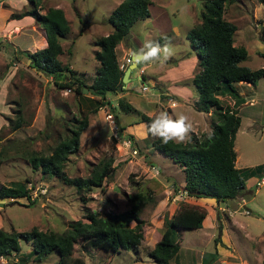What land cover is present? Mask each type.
Masks as SVG:
<instances>
[{"label":"rangeland","instance_id":"rangeland-1","mask_svg":"<svg viewBox=\"0 0 264 264\" xmlns=\"http://www.w3.org/2000/svg\"><path fill=\"white\" fill-rule=\"evenodd\" d=\"M120 1L40 0L39 13H44L49 7L63 11L69 32L59 40L63 52L58 60L74 69L86 85L98 65L93 57L99 50L95 40L111 30L107 17ZM202 1L149 0V16L133 23L127 39L118 43L115 53L118 60L128 47L138 49L145 41L157 43L159 39L161 46H171L173 54L166 61H137L136 68L130 71V78L142 70L141 66L145 67L144 72H140L142 75L139 73L140 79L128 81L124 91L131 93L137 109L142 106V112L153 118L160 111H166L173 117L181 113L187 115L192 124L189 137L208 133L213 117L195 110L193 99L196 100V91L190 84V78L199 67L195 62L193 67L189 65L188 56H185L189 51L194 55L185 33L200 23ZM29 8L26 0H0V185L25 184L34 204L29 205L26 197L0 198V228L4 231H28L35 227L40 231L61 233L69 221L84 218L86 209L100 214L118 213L129 207V197L133 193L149 192L152 202H147L139 214L144 223L137 253L131 250H120L114 254L98 249L84 251L78 241L73 245V255L82 258L85 264H155L147 256V251L162 232V217H169L178 207L186 205L203 211L205 215L200 228L184 230L181 240L179 235H175L179 249L170 259V264H264V182L256 185L259 178L249 177L245 179L246 191L242 195L211 206L204 203L205 200L199 202L202 199L196 201L194 198L188 201L189 204H184L179 197L173 198L165 190L171 191L183 180L182 171L169 157L151 146L155 137L148 134L145 124L131 123L130 130L121 131L131 135V139L118 133L119 124L136 120L140 112L134 110V113L120 114L118 101L111 93L106 95V99L112 98V103L118 106L115 105L113 110L110 105H102L93 111L97 103L87 90L82 95L66 87L59 88L49 76L28 66V61L19 52L42 48L44 31L32 16L24 15L16 21L10 15ZM223 18L236 26L234 42L246 50V58L239 64L250 69L264 67L262 5L257 0H232L225 3ZM134 37L135 40L132 39ZM143 49L147 48L143 46ZM157 78L161 80L157 81ZM257 82L258 90L240 82L232 92L225 89L219 92L221 97L237 99L233 105L239 108L241 118L240 132L235 139L240 157L235 166L239 169L264 162V130L258 131V125L264 124V110L259 114L258 99L249 105L242 104L244 100L247 102L260 95L264 101V77L258 78ZM141 84L148 87L146 92H139ZM168 87L181 95V100L170 95L160 97L159 92H166ZM186 90L191 94L187 101ZM239 90L240 95L236 93ZM122 99L127 102L129 96ZM169 99L175 102L174 106L169 105ZM146 102L152 109L143 107ZM220 103L222 107L227 105L225 100ZM115 113L119 116L116 118L118 122L115 121ZM18 114L23 123L12 129ZM83 116L87 117V126L79 136L77 151L69 154L64 163L65 175L86 178L93 168H99L106 161H111L114 168L100 187L78 191L59 178L42 173L39 167H32L27 155L49 154L52 146L65 135L67 126ZM253 122L255 125L251 131L246 130ZM127 140L128 146L123 142ZM18 243L19 253L8 258L9 264L20 263L21 257L31 250L29 241L19 238ZM216 250L220 258L216 256L217 260L209 259L205 263L208 254ZM56 258L55 254L40 260L29 257L24 264H55Z\"/></svg>","mask_w":264,"mask_h":264},{"label":"trees","instance_id":"trees-1","mask_svg":"<svg viewBox=\"0 0 264 264\" xmlns=\"http://www.w3.org/2000/svg\"><path fill=\"white\" fill-rule=\"evenodd\" d=\"M26 2L30 5L29 10L11 14L10 18L32 16L42 26L46 40V45L40 49L19 52L28 61V66L49 76L59 88L72 89L76 94H82L83 89L87 90L95 97V100L92 99L94 103H97L93 111L99 106L109 105L110 101L106 99V95L122 91L123 70L118 67L115 46L121 40L127 39L129 28L136 20L149 16V0H121L112 9L107 17L112 30L95 40L99 50L95 51L94 59L98 66L88 85L77 77L78 73L74 69L67 64H61L57 58L62 53L59 40L65 38L69 32L63 11L58 7H49L44 13H39L40 0ZM230 2L232 0H203L200 23L190 27L185 33L199 67L190 78V83L196 91L195 110L205 113L211 110L213 117L210 131L198 137L190 136V139L183 143L170 141L164 144L156 137L151 141L155 150L162 152L180 167L186 196L212 198L216 204L242 195L246 191L245 179L253 176L259 179L264 177V162L241 169L234 166L233 140L240 119L235 110L228 106L222 107L217 98L218 92L223 89L234 91L233 83L253 84L258 78L264 77V67L250 69L239 64L246 58V50L242 46L233 45L236 26L223 18L224 5ZM257 2L262 5L264 11V0ZM157 43H162L161 39ZM122 100L118 99V107L122 112L134 111ZM152 119L151 116L138 113V121L143 122L146 128ZM22 123L23 120L18 114L11 128H18ZM86 126V116L75 119L74 123L71 122V125L67 126L63 138L52 146L49 154H28V162L34 168L39 167L42 173L57 177L78 191L100 187L103 179L113 171L111 161H106L99 168H93L86 178H70L63 171L68 155L77 151L79 136ZM117 128L120 136L131 139V135L123 134L121 129ZM257 183L258 181L256 185ZM3 197H26L29 205L34 204L25 184L21 183L15 186L0 185V198ZM147 202H152L149 192H135L129 197V207L121 212L100 214L86 209L84 218L69 221L61 233L40 231L35 227L28 231H4L0 228V256L9 258L19 253V238L29 241L31 250L25 257H21L20 263L13 264H24L29 257L40 260L49 254L56 255L55 264H85L82 258L73 255V245L78 241L84 251L98 249L114 254L120 250H131L137 253L144 223L139 214ZM204 215L203 211L186 205L178 207L169 217L164 215L160 238L147 251V256L155 264H170V259L179 248L175 235L184 230L200 228ZM130 222H133L132 226ZM217 240L218 237L214 240L215 243ZM216 256V252L208 254L205 263L209 259L215 260Z\"/></svg>","mask_w":264,"mask_h":264},{"label":"crops","instance_id":"crops-1","mask_svg":"<svg viewBox=\"0 0 264 264\" xmlns=\"http://www.w3.org/2000/svg\"><path fill=\"white\" fill-rule=\"evenodd\" d=\"M112 11V10H111ZM17 19H19V18H17ZM17 19H16V21H17ZM145 19V18H144ZM67 20V19H66ZM138 20H143V19H138ZM137 21V20H136ZM110 25V24H109ZM133 25V24H132ZM131 25V26H132ZM110 27H111V30H112V26L110 25ZM131 28V27H130ZM130 28H129V31H130ZM110 30V31H111ZM109 31V32H110ZM108 32V33H109ZM235 32V31H234ZM107 33V34H108ZM130 33V32H129ZM128 33V34H129ZM132 39H134L135 40V37L134 38H132ZM186 39V38H185ZM120 43V42H119ZM46 45V40L44 41V46ZM233 45H235L236 46V44H235V42H234V39H233ZM43 46V47H44ZM117 46V47H116ZM115 46V53L117 54V52H116V48H118V44ZM240 46V45H239ZM147 49H143V45L142 44H140V46H139V48L137 49V48H135L134 47V49H132V48H130V47H128L127 48V51H122V52H124L123 53V55H121V57L119 56V59L117 60V63H119V62H121L122 60H123V58L125 57V56H130L131 57V55H132V53L133 52H144V54L146 53L145 51H146ZM62 52H63V50H62ZM62 54V53H61ZM61 54H59V55H61ZM58 55V56H59ZM185 56H188V58H187V61H190V63H189V65H191L192 67H193V65L195 64V63H197V59H196V56H195V54L192 56V53H190V51L187 53V54H185ZM93 57H94V55H93ZM58 58V57H57ZM118 57L116 56V59H117ZM186 60V59H185ZM97 62V61H96ZM195 62V63H194ZM61 63V62H60ZM62 64V63H61ZM97 64H98V62H97ZM98 66V65H97ZM96 66V67H97ZM127 66H128V64H127ZM126 66V67H127ZM68 67H69V65H68ZM95 67V68H96ZM125 67V68H126ZM191 67V68H192ZM71 68V67H70ZM95 68H94V70H95ZM124 68V69H125ZM136 68V67H135ZM139 68H142V72H144V66H141V67H139ZM72 69V68H71ZM124 69H123V71H124ZM141 72V73H142ZM139 73H140V71H139ZM139 73H137L136 75L134 74L132 77L133 78H130V72H129V75H128V77L130 78V80H134V79H140V77H141V75L139 74ZM94 76V75H93ZM192 77V76H191ZM129 80V81H130ZM157 81H160L161 79L159 78H157L156 79ZM155 82V81H154ZM127 82H126V84H124V86H121V88H122V91H118V92H116L115 94H112V95H115V96H113V99H116L117 101H118V99H122V98H124L125 96H129V99H128V101H127V103L129 104L130 103V105H131V107L133 108V110H135V111H138V112H142V106H141V109L140 108H136L135 106V102L136 101H132V100H134V98L132 97V95H131V93H125V91H124V89H127ZM191 84V83H190ZM240 84V82H236V83H233L232 84V86H234L233 88L235 89V86H240L239 85ZM247 84H249V83H247ZM257 84H258V82H257V80H255L254 81V83L253 84H250V86L252 85L253 86V88H255V90H258V88H257ZM184 85H186V84H184ZM170 86V85H169ZM176 87V86H175ZM172 87H168V88H166V92H164V93H162V92H159V96L161 97V96H164V95H170V97L171 98H174V99H177V100H181V95H179L178 93H176V91H172V89H171ZM86 91V90H85ZM85 91H83L82 90V92H85ZM221 91H223V90H221ZM220 91V92H221ZM139 92L140 93H143V92H141L140 91V89H139ZM186 92H187V95H186V99H185V101H187V100H189V99H191V94L186 90ZM236 93L237 94H239L240 95V90L239 91H236ZM90 94V93H89ZM82 95H83V93H82ZM260 95V94H259ZM92 96V95H91ZM92 97H94V96H92ZM85 98H87V97H85ZM217 98L220 100V102H222L223 100H225L226 101V103H227V105H225V106H228V107H230L231 109H233V110H235L236 111V113H237V115H238V117H239V119H240V121H239V126H238V128H237V130H236V132H235V136H234V141H233V150H234V152H235V161H234V166H235V162L238 160V159H240V157H239V153H237V150H236V146H235V139H236V137H237V134H238V132H240V126H241V118H240V114H238V109L239 108H235L234 107V105H233V103H235L236 101H237V99H232L230 96H226V97H221V96H219V92H218V94H217ZM258 99V101H257V103H259V107H257V110H261L260 111V113L259 114H261V113H263V110H264V106H263V104H264V101H262V97H261V95L259 96V97H256V98H250L249 99V101H247V102H245V100L243 101V105H245V104H247V105H249L250 103H254L256 100ZM90 100H92V99H90ZM109 101H110V107L114 110L115 109V103L113 104L112 103V98L111 99H108ZM129 100H130V102H129ZM193 101H195V99H193ZM133 103H134V105H133ZM150 103H152V101L150 102ZM149 102H146V105L144 104V106L143 107H145V108H148V109H152V106H151V104H150ZM157 104V103H156ZM222 104V103H221ZM241 104V105H242ZM133 105V106H132ZM174 105H175V102H174ZM174 105H172V106H174ZM116 106H118V105H116ZM94 108V107H93ZM143 110H144V108H143ZM96 111V110H95ZM129 112H132V113H134V111H129ZM129 112H122L121 110H119V113L120 114H128ZM118 113V114H119ZM143 113V112H142ZM203 113H205V112H203ZM143 114H145V113H143ZM209 116H211V110H209L208 111V113H207ZM145 115H147V114H145ZM148 116V115H147ZM114 117H115V121L116 122H118L119 120H116V118L118 119V115H117V113H115L114 114ZM152 117V116H151ZM135 124V125H137L138 123H141V124H143L142 122H138V116L136 117V120H133V121H130L129 122V120H126L125 122H124V124L126 125H121V124H119V128L121 129V131H123L124 129H128V130H130L131 128H132V125H130V124ZM139 125V124H138ZM255 125V122H253V124L252 125H249V126H247L246 127V130H250L251 131V127L252 126H254ZM258 127H260V129L258 130V131H260V133L264 130V124H261V125H258ZM125 131V130H124ZM125 132H127V131H125ZM152 141V140H151ZM152 146V145H151ZM239 161V160H238ZM236 167V166H235ZM237 168V167H236ZM157 171V170H156ZM164 175V174H163ZM166 192H169V194H172V197L173 198H177V197H179L180 198V200H182L183 201V203L184 204H189V200H195L196 199V201H198L199 199H202V200H199V202H204L203 200H205V202L204 203H207L209 206H211V204H215L216 205V203H215V201L212 199V198H193V197H189V196H186V194H185V192H184V190H183V180H181V182L180 183H178V184H175V186H173L172 188H171V191H170V189H166L165 190ZM173 192V193H172ZM171 197V198H172ZM195 201V202H196ZM204 203H202V204H204ZM222 208H220V210H221ZM211 210V209H210ZM210 213H211V211H210ZM172 215V214H171ZM203 221V220H202ZM183 232L184 231H182V232H180V234H179V236H180V240L182 239V237H183ZM161 235V234H160ZM160 235H158V237L160 238ZM158 238V239H159ZM179 240V241H180ZM177 242V241H176ZM221 242H223L222 240H221ZM178 243V242H177ZM178 246H179V244H178ZM179 249V248H178ZM188 250V249H187ZM216 252H217V257L218 258H220L219 257V252L216 250ZM218 258H216V260L218 259Z\"/></svg>","mask_w":264,"mask_h":264},{"label":"clouds","instance_id":"clouds-1","mask_svg":"<svg viewBox=\"0 0 264 264\" xmlns=\"http://www.w3.org/2000/svg\"><path fill=\"white\" fill-rule=\"evenodd\" d=\"M143 46L147 48L143 57L144 62L166 61L173 54L169 44L161 46L154 41H145ZM147 129L153 137L160 139L164 144H168L170 141L183 143L190 139L189 133L192 130V124L189 122L188 116L183 113L173 117L166 111H160L151 120ZM209 139H211V134H209Z\"/></svg>","mask_w":264,"mask_h":264},{"label":"built area","instance_id":"built-area-1","mask_svg":"<svg viewBox=\"0 0 264 264\" xmlns=\"http://www.w3.org/2000/svg\"><path fill=\"white\" fill-rule=\"evenodd\" d=\"M129 63H130V56H125L123 58V60L118 63V67H119L120 70H123L127 66V64H129ZM140 72H142V70ZM147 90H148V87L146 86V84H141L140 85V91L141 92H146ZM168 102H169V105L170 106L174 105V102L173 101H170V99H169ZM109 117L111 119V116H109ZM123 142H124V144L126 146H128V144H129V141L128 140L127 141H123ZM133 153L134 154L136 153V150L135 149L133 150ZM259 182H261V183H259ZM263 182H264V177H262L260 179V181H258L257 184H262ZM6 263H8V258L3 257V256H0V264H6Z\"/></svg>","mask_w":264,"mask_h":264},{"label":"water","instance_id":"water-1","mask_svg":"<svg viewBox=\"0 0 264 264\" xmlns=\"http://www.w3.org/2000/svg\"><path fill=\"white\" fill-rule=\"evenodd\" d=\"M143 57H144V52H139V53L133 52L132 53V55L130 57V63L124 69V71L122 73V77H121L122 86H124V84H126V82H128L130 80V78L128 77L129 72L136 67L137 61L143 60ZM83 91H85V89H83Z\"/></svg>","mask_w":264,"mask_h":264}]
</instances>
